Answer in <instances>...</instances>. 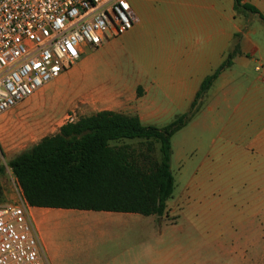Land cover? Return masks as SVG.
I'll list each match as a JSON object with an SVG mask.
<instances>
[{"label": "rangeland", "instance_id": "374dc122", "mask_svg": "<svg viewBox=\"0 0 264 264\" xmlns=\"http://www.w3.org/2000/svg\"><path fill=\"white\" fill-rule=\"evenodd\" d=\"M237 10L244 13L245 22L250 20L247 26L250 30H257L255 37L264 43L262 22L253 18V12L249 10L241 7ZM233 56L234 53L231 59ZM256 65L257 62L253 61L246 67L234 66L229 76H233L230 92L229 87L219 91L221 80H215L206 101L201 98L196 113L173 136L171 170L175 186L173 195L167 200L164 215L112 212L102 217H141L147 220L144 228L149 247L165 252H194L202 255L196 259L201 262L207 260L203 257L205 253L217 255L216 252L224 248L220 234L221 230L225 233V223L242 217L251 220L252 211L248 208L254 200V187L250 172L251 152L245 149L250 142L251 130L247 120L242 122L241 115L236 114L235 105L250 91L252 77L257 73ZM69 70L64 72L63 79L51 83L38 99L17 108L18 115L14 116L31 114L28 121L0 124V204L18 203L24 199L9 161L43 137L55 134L56 128L67 121L64 117L47 123L36 120L61 117L66 108L101 85L118 89L124 83H133L138 77L148 75L147 67L131 58L123 36L112 37L97 48H88ZM96 110L91 103H76L70 114L79 118ZM182 114L176 110L144 123L163 128ZM237 125H242L243 129ZM144 142V139H125L118 143H127L141 150L146 148ZM240 161L247 164V171L244 166H239ZM63 210L48 211L55 216L48 224L40 223L42 230L35 222L46 263L97 264L98 259L110 260L116 252L114 240L110 239L115 227L98 225L91 219L88 221L86 216L97 212L95 210ZM33 213L37 216L36 210ZM81 216L82 221L74 220ZM38 222L41 221L38 219ZM249 225L251 222H245L244 227L239 226L238 229H251ZM102 229L107 233L101 232ZM260 229L259 234L250 232L243 239L249 250L259 253L252 260L264 264V227Z\"/></svg>", "mask_w": 264, "mask_h": 264}, {"label": "crops", "instance_id": "0c3cea01", "mask_svg": "<svg viewBox=\"0 0 264 264\" xmlns=\"http://www.w3.org/2000/svg\"><path fill=\"white\" fill-rule=\"evenodd\" d=\"M246 1L256 6L264 15V0ZM130 3L137 21L131 29L118 36L125 38L131 58L135 63L147 67L148 75L138 77L133 83H124L118 89L101 85L91 93L83 95L76 103H91L97 108L94 113L111 110L136 114L143 122L176 110L185 113L190 109L202 81L221 65L230 53L232 55L234 53L231 66L216 79L217 82L221 80L219 91L228 87V92L233 89L230 84L233 76L231 78L229 76L234 66L246 67L253 61L257 62V73L252 77L250 91L235 105V112L241 115V121L246 119L250 124L251 138L245 149L251 152L250 172L254 200L248 208L252 211L251 220L242 217L227 221L225 233L221 230L220 234L224 248L214 256L210 252L208 255L205 253L203 257L207 260L202 262L196 260L202 255L194 252H165L149 247L146 239L147 230L144 228L147 220L141 217L103 218V215L112 212H91L86 216L88 221L91 219L98 225L107 224L115 227L113 235L110 236L115 243V254L110 260L98 259L96 263L258 264L252 260L259 255L258 251L249 250L243 238L246 239L250 232L257 231L259 234L260 228L264 227V43L255 37L258 34L257 30H250L247 26L250 20L245 22L244 13L238 12L234 0H130ZM251 16L260 20L264 26V20L259 14L252 13ZM65 73L16 105L13 110L0 115V124L24 122V119L28 121L31 114L15 117L18 115L17 108L38 99L51 83L63 79ZM212 86L204 94L203 102L206 101ZM76 103L66 108L61 117H48L36 121L47 123L62 117L67 120L66 122L77 120L80 117H73V114H70ZM62 125L56 128L57 132ZM237 127L243 129L242 125ZM241 161L239 166L245 167L247 164ZM30 209L39 227L40 223L43 225L50 223L55 216V213L48 211H65L33 206H30ZM33 210L37 211L38 217ZM38 219L41 222H38ZM74 220L82 221V216ZM245 222H251L252 225H249L251 229H238L239 226L244 227L242 225ZM100 231L107 233L104 229Z\"/></svg>", "mask_w": 264, "mask_h": 264}, {"label": "trees", "instance_id": "16d2710c", "mask_svg": "<svg viewBox=\"0 0 264 264\" xmlns=\"http://www.w3.org/2000/svg\"><path fill=\"white\" fill-rule=\"evenodd\" d=\"M234 1L236 8L259 14L264 20L256 6L246 0ZM231 56L205 77L190 110L163 128L145 124L136 114L102 110L66 122L59 132L16 155L9 166L28 204L164 215L175 186L172 138L196 113L215 80L231 66ZM125 139H144L146 148L118 143Z\"/></svg>", "mask_w": 264, "mask_h": 264}, {"label": "built area", "instance_id": "2783aa9c", "mask_svg": "<svg viewBox=\"0 0 264 264\" xmlns=\"http://www.w3.org/2000/svg\"><path fill=\"white\" fill-rule=\"evenodd\" d=\"M136 21L130 0H0V115ZM0 264H47L25 197L0 204Z\"/></svg>", "mask_w": 264, "mask_h": 264}]
</instances>
